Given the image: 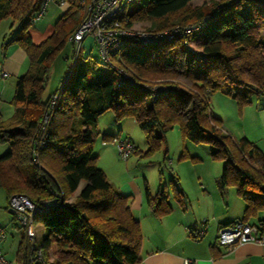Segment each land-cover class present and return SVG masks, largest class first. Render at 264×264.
<instances>
[{
	"label": "trees",
	"instance_id": "trees-1",
	"mask_svg": "<svg viewBox=\"0 0 264 264\" xmlns=\"http://www.w3.org/2000/svg\"><path fill=\"white\" fill-rule=\"evenodd\" d=\"M68 1L71 6L56 22L55 31L35 43L29 29L44 0H0V25L11 19L10 27L18 26L8 44H18L29 61L17 78L13 114L6 119L0 116V143L10 145L0 155V188L7 192L8 205L20 193L37 204L57 198L56 204L34 215L35 223L43 225L41 241L45 251L55 256V264H137L141 259L143 234L131 207L132 196L108 179L93 155L97 119L109 109L118 120L136 119L149 152L160 146L175 124L180 125L184 140L207 143L211 156L224 161L220 186L234 185L246 201L242 219L256 218L264 226V216L259 217L264 211V152L249 138L237 140L226 132L207 102L216 91L234 97L240 108L252 103L253 97L264 96V0H219L198 7L191 6L192 0L127 4L121 15L127 26L149 21L150 30H172L175 25L203 22L199 30L155 46L133 39L123 53L124 61L142 76L184 75L202 97L180 89L153 98L147 88L119 86L113 68L86 57L68 82L63 78L44 98L55 59L85 17H76L81 9L78 0ZM62 84L45 142L37 145L50 98ZM193 98V105L185 107ZM103 137L112 140L119 135ZM174 197L184 205L186 194L176 183ZM146 198L157 217L172 210L165 190L152 195L146 188ZM13 219L19 226L15 214ZM30 255L23 229L17 262L27 263Z\"/></svg>",
	"mask_w": 264,
	"mask_h": 264
},
{
	"label": "rangeland",
	"instance_id": "rangeland-1",
	"mask_svg": "<svg viewBox=\"0 0 264 264\" xmlns=\"http://www.w3.org/2000/svg\"><path fill=\"white\" fill-rule=\"evenodd\" d=\"M215 1L219 0H192L191 6H208L212 5ZM11 22V19L4 20V23L11 24ZM9 24L2 26L0 35L1 31L2 35L5 31H8ZM151 28V22L149 21L134 24V29L136 30L149 31ZM14 29L18 30V26L15 25ZM153 31L163 30L154 29ZM66 53L69 54V59L65 58ZM181 56L183 58L184 53H181ZM86 57L102 62L93 35L85 38L79 59L74 65L73 70H76L80 62ZM73 61L74 47L68 42L52 65L44 90V98L58 88L63 78H68L66 80L68 82L72 72ZM143 77L151 82L163 81V83H178L177 81H180L181 86L185 90L187 89L186 91L197 95V87L184 75L157 78ZM195 100L196 98H193L188 101L185 107L192 106ZM207 102L212 114L222 120L224 130L235 139L240 140L243 138V132L245 131L250 133L251 138L259 140L260 146H264V96L259 98L253 97L252 103L240 108L234 97L216 91L210 95ZM120 133L122 137L127 136L132 138L137 148L127 160L120 157L113 144H103V140H105L103 137L104 134L117 135ZM9 148L10 145L7 142L0 143V155L6 153ZM98 153L101 157L97 160V164L104 169L108 179L116 187L123 186V189H125L130 180H135L141 186H145V178L151 191L158 192L165 190L170 195V200L174 204L176 202L174 201V184L176 181L179 186L180 182L178 180H180L182 187L190 194V198H187L188 206L190 200L197 201L201 199L203 202L206 199H211V196H214L218 201L219 213L239 211L236 205H230L229 210L228 206H226L225 192L228 189H234L235 186L229 185L224 189L220 186L219 179L224 167L223 159L213 158L210 154L209 146L205 142L184 140L179 124H175L173 128L168 130L165 138L156 150L149 152L145 132L140 128L136 119L127 116L122 120H118L115 117L114 111L109 109L97 119L93 155H97ZM74 196L75 194L72 198ZM7 206V192L4 188H0V224L7 231V238L4 244L8 247V253L4 251L3 254L13 264H17L16 253L21 241L23 229L20 225H17V222L13 219L14 214ZM208 211V207L204 208L201 205H197L194 210V216L203 218L202 221H204L206 217L212 218L213 216ZM38 229L40 236H42L43 225L38 223ZM50 254L52 255V252Z\"/></svg>",
	"mask_w": 264,
	"mask_h": 264
},
{
	"label": "crops",
	"instance_id": "crops-1",
	"mask_svg": "<svg viewBox=\"0 0 264 264\" xmlns=\"http://www.w3.org/2000/svg\"><path fill=\"white\" fill-rule=\"evenodd\" d=\"M70 6L69 1L61 3L59 0H50L44 14L33 22L29 29L33 41L40 43L49 37L55 31L56 22L68 11ZM84 15L85 8L81 6V9L76 13V17L82 18ZM7 24L9 23L3 21L0 30L3 25L6 26ZM10 26L11 24L8 25V31H5L3 35L1 31L0 35V62L9 73L5 78L0 77V116L4 119L13 114L14 109L11 100L17 78L27 70L29 65L26 52L16 43L8 44V41L17 32L14 26L13 28ZM69 42L72 44L71 41ZM65 58H70L68 53L65 54ZM243 133V137L253 139L252 141L259 145L264 152V146H260L259 140L251 138L249 132L244 131ZM117 135L120 136L121 133ZM97 156L98 159L101 157L99 153ZM144 181L145 186H141L135 180H130L125 189H123V186L117 187L122 193L132 196L131 207L141 225L143 241L140 251L141 259L137 264H186V260H190L189 264H264L263 244L246 242L235 246L231 250L218 244L217 233L219 228L243 218L246 201L239 194L237 187L225 190V194L228 210L229 206L233 204L236 205L239 211L219 213L218 201L214 196L203 202L201 199L197 201L190 200L188 206L187 198H190V194L186 192L181 181L178 180L180 182L179 187L186 194L184 205H181L175 197L174 201L177 203L174 202L173 204L169 195L168 200L172 205V210L162 215V217H157L153 207L147 201L146 188L149 187L145 178ZM149 190L152 195L156 193L151 191L150 188ZM197 205L204 208L208 207V212L213 215L212 218H205L207 220L206 224L202 221L203 218L194 216ZM259 214V217H263L264 211ZM257 221L256 218L249 220L252 223H257ZM204 224L206 229L201 238H194L189 235V227L201 228ZM6 238L1 243V249L3 252L8 253V247L4 244Z\"/></svg>",
	"mask_w": 264,
	"mask_h": 264
},
{
	"label": "built area",
	"instance_id": "built-area-1",
	"mask_svg": "<svg viewBox=\"0 0 264 264\" xmlns=\"http://www.w3.org/2000/svg\"><path fill=\"white\" fill-rule=\"evenodd\" d=\"M50 0H44L40 11L33 17V22L37 21L45 12ZM65 3L67 0H59ZM131 0H78L79 5L85 8V17L78 28L69 36V40L73 42L74 47V65L77 63L85 38L93 35L98 47L101 59L109 67L113 68L119 76L118 85L126 87H137L140 89H149L152 92V97L157 98L162 93L168 91L184 89L180 81L163 83V81H148L134 68L128 65L123 58L125 48L134 39L140 44L155 46L166 40L174 39L177 35H189L199 30L203 22L192 23L181 26L176 25L172 30L163 31H144L136 30L134 26L125 25L121 15L124 13L127 4ZM8 72L3 68L0 62V77H7ZM146 80V81H145ZM66 80H64V83ZM63 83V84H64ZM183 83V82H182ZM53 94L49 101V108L44 114L43 135L36 144L42 145L47 136V124L51 117V109L55 107L60 98L62 87ZM187 90V89H186ZM197 94L200 95L198 90ZM103 144H113L120 157L127 160L135 150V144L130 137H116L112 140H103ZM57 203V198L45 199L41 204L32 201L25 194H15L10 198L9 210L12 211L17 221L26 232V238L31 250V255L27 263L17 264H55V256L46 252L39 234L38 224L34 221L36 212L43 211L53 204ZM205 224L207 220L203 221ZM205 224L201 228L189 227L188 233L194 238H201L205 233ZM4 227L0 224V264H13L3 254L1 243L6 237ZM218 244L228 250L235 246L254 242L264 245V226L260 223H251L249 221L239 219L232 223L223 225L217 233ZM190 260H186L189 264Z\"/></svg>",
	"mask_w": 264,
	"mask_h": 264
}]
</instances>
